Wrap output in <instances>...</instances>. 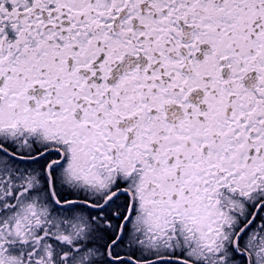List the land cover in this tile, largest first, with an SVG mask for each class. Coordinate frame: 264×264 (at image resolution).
<instances>
[{"label":"snow or ice","instance_id":"1","mask_svg":"<svg viewBox=\"0 0 264 264\" xmlns=\"http://www.w3.org/2000/svg\"><path fill=\"white\" fill-rule=\"evenodd\" d=\"M0 264H264V0H0Z\"/></svg>","mask_w":264,"mask_h":264}]
</instances>
